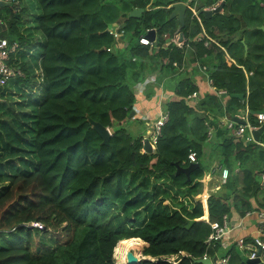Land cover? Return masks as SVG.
I'll return each mask as SVG.
<instances>
[{
  "label": "trees",
  "instance_id": "1",
  "mask_svg": "<svg viewBox=\"0 0 264 264\" xmlns=\"http://www.w3.org/2000/svg\"><path fill=\"white\" fill-rule=\"evenodd\" d=\"M177 1L189 4L183 44L165 46L164 34L180 33L169 18ZM218 1H7L0 22L8 32L0 38L16 44L8 63L21 75L0 86V264H114L113 250L132 238L147 244L142 255L150 259L138 264L225 255L229 264H246L234 243L222 249L208 236L224 214L242 217L264 205V131L244 143L221 122L247 112L256 125L264 111V0H223L222 11L202 14ZM134 8L143 12L131 17ZM116 26L124 31L119 40L109 31ZM152 29L153 45L141 44ZM203 65L220 96H200L193 76ZM148 75L154 84L146 97L156 87L175 97L163 103L167 119L155 148L143 152L142 135L129 125L149 122L128 115L138 107L135 85ZM194 91L195 103L187 99ZM89 119L110 130L109 144ZM190 151L198 167L187 178L176 170L191 163ZM214 160L229 174L222 184L218 174L208 191L202 178ZM162 176L170 205L148 197L152 179ZM145 200L147 215L137 210ZM132 211L134 222L124 218Z\"/></svg>",
  "mask_w": 264,
  "mask_h": 264
},
{
  "label": "built area",
  "instance_id": "2",
  "mask_svg": "<svg viewBox=\"0 0 264 264\" xmlns=\"http://www.w3.org/2000/svg\"><path fill=\"white\" fill-rule=\"evenodd\" d=\"M4 2L8 0H3ZM187 8L189 7L188 2H186ZM219 4V1L209 7H205L207 9L213 10L216 8ZM192 15L200 22V17L198 15V12L194 6H191ZM1 23V22H0ZM112 33V36L114 39L119 40L122 35H124L123 29H121L119 26H116L114 29L109 30ZM149 31V30H147ZM203 34L206 36L204 30H202ZM164 38H167V41L164 43L165 46H167L171 41L175 42L176 45L181 46L183 44V38L180 36L179 33L174 34V36L170 39L167 37V34H164ZM201 36H197L196 39L199 40ZM139 42L143 45H153V40L150 39L149 35L145 34L140 36ZM205 44L208 43V40H205ZM16 48V44H12L11 46L8 45V41L4 38H0V86H3L6 84V82L15 75H21L20 70L12 66L8 63V59L10 57V53L13 52ZM111 48H107V50H110ZM175 64V63H174ZM202 70L206 69V66H201ZM149 80L147 79V82ZM208 83L212 85V81L210 78H208ZM135 93L137 94L140 92L141 83H137L135 85ZM134 88V89H135ZM216 95L220 96L222 93H224L223 90L215 91ZM161 96L167 97L168 92L163 93ZM173 94H170V97H172ZM198 92H192L187 96V99L193 103H195L198 99ZM169 100V99H168ZM241 119L245 120V124L238 123L234 120H231L229 118H223L221 120L222 124L226 126L227 128L231 129L232 134L239 139H243V142H251L253 140V136L251 134L252 129L258 128L263 122H264V111L257 112L255 114L257 124L251 125L248 122L247 119V112L241 113L240 115H237ZM167 119V112H162L159 117L155 120L154 126H153V132L149 136L150 138V145L154 149L155 148V141L156 136L160 132L161 125L166 121ZM212 131V128H209L208 134H210ZM258 142V141H257ZM142 151H144L142 149ZM188 159L191 163L196 161V153L194 151H190L188 154ZM229 170L227 167H221L220 173H219V181L222 184L225 182L226 178L228 177ZM261 182H264V173L261 174ZM217 188V186L215 187ZM256 216V219L258 220L257 223V234L256 236L249 238V240H246L243 237L235 238L233 243L236 245V247L246 256V258H258L261 262H264V205L261 208H254L250 211H247L243 217L247 216ZM230 216H227L226 214L223 215L222 222L219 223H212L211 228L212 232L208 236V240L211 242H218L222 249H227V237L228 233L230 231ZM240 226V223L235 225V227ZM232 244V243H231ZM205 257V256H204ZM229 255L225 256H217L215 264H229Z\"/></svg>",
  "mask_w": 264,
  "mask_h": 264
},
{
  "label": "crops",
  "instance_id": "3",
  "mask_svg": "<svg viewBox=\"0 0 264 264\" xmlns=\"http://www.w3.org/2000/svg\"><path fill=\"white\" fill-rule=\"evenodd\" d=\"M221 2H223V0H219V4ZM223 6H224V2H223ZM222 9L220 11H222ZM206 70L207 68L205 70H202L200 68V70H196L193 76L195 83L198 86V92L200 96L202 93H206V92L214 93L215 92L214 87L208 83V79L206 78L207 73L206 74L204 73L206 72ZM147 79L149 80L148 83H147ZM151 79H154V76L148 75L145 79V82H140L141 83V88L139 89L140 92L136 94V97L138 100L137 102L138 107L135 110V115L141 119L148 120L149 124H143L142 128L137 123H132L129 125V129L132 132H134L135 134H141L143 138L149 137L151 133L153 132V126L151 125L154 124L155 120L163 112V107H162L163 103L168 101V99L170 100L175 97L171 91H168V90L164 91L162 88H159V87H156L157 88L156 93L152 95V97L150 98L146 97V94H147L146 92H148L147 89L149 85L154 84V81H150ZM135 90L137 89L135 88ZM165 92H168V96L167 97L161 96ZM171 93L173 94L172 97H170ZM223 118H226V117H221V120ZM150 129H151V132H150ZM204 177L202 181H204L205 179ZM209 179L212 180V178H209ZM229 216H230L231 226H230V231L228 233V237L226 240L228 245L233 243L234 239L238 237H243L246 240H249V238L256 236L257 234L256 225L258 223V220L256 219V216L254 214L252 216L240 217L237 214L233 213V214H230ZM238 223H240V226L235 227V225H237ZM237 250L240 252L242 257L246 259V256L238 248Z\"/></svg>",
  "mask_w": 264,
  "mask_h": 264
},
{
  "label": "water",
  "instance_id": "4",
  "mask_svg": "<svg viewBox=\"0 0 264 264\" xmlns=\"http://www.w3.org/2000/svg\"><path fill=\"white\" fill-rule=\"evenodd\" d=\"M9 3L4 2L3 0H0V6H4V5H8ZM170 7L172 8V11L170 13L169 18H173L175 17L179 24H178V31H180V36L182 37V32H181V28L184 26V14L187 10V4L184 1H177L174 2L170 5ZM223 7V2H221L220 4H218V6L216 8H214L213 10L211 9H202L201 12L204 16H211L213 13H217L220 12V10ZM143 12L142 8H134L132 11L129 12V16L131 17H138L141 13ZM263 29V27H261ZM6 29V25L4 23H0V32ZM154 33L155 30H150L147 35H149L151 37V39H153L154 37ZM124 36L122 35V38ZM233 96L238 97L240 99H243L244 96L243 94H233ZM135 114V110H132L128 117H132ZM234 121L238 122V123H242L245 124V120L241 119L238 116H234L232 118ZM90 124L92 125L93 129L101 136L102 138V144H109V138H110V130L101 125L100 123L93 121L91 119H89ZM264 131V122L256 129H252L251 130V134L253 136V140L251 142H257L259 141L260 135L262 134V132ZM143 144H144V152H151L152 151V147L150 145V141L148 137L143 138ZM198 167V163L194 162V163H189V165L185 168L182 167H178L176 170V174L179 172L184 173L187 178H189L190 172L194 169ZM142 259H150L146 256L142 257L141 259H138L133 252L128 251L126 253V261L128 264H138L140 260ZM217 256H214L212 258L209 257H202L199 259H196L195 261L197 263L200 264H214L216 262ZM246 264H264V262H261L258 258H246L245 259Z\"/></svg>",
  "mask_w": 264,
  "mask_h": 264
},
{
  "label": "rangeland",
  "instance_id": "5",
  "mask_svg": "<svg viewBox=\"0 0 264 264\" xmlns=\"http://www.w3.org/2000/svg\"><path fill=\"white\" fill-rule=\"evenodd\" d=\"M3 7L4 6H0V17L2 18V16L4 15V12H5V9H3ZM8 32V29H6V30H4V31H2V32H0V34H1V36L2 35H6V33ZM205 74H206V72H204ZM153 78V77H152ZM206 78L208 79L209 77H208V75H206ZM150 81H154V79H151ZM20 120H22V119H20ZM9 123V122H8ZM10 126H11V124H9ZM149 126V125H148ZM151 126H154V124L153 125H151ZM151 132V131H150ZM134 133V132H133ZM22 135H23V137H25L26 136V133L25 132H23V133H21ZM135 134V133H134ZM21 135V136H22ZM5 151L4 150H2L1 148H0V156H3V153H4ZM16 153V152H15ZM14 154V153H13ZM8 159H11V158H8ZM16 160V159H15ZM220 168H221V165L218 163V162H216L215 160L214 161H212V163L210 164V167H209V169H208V171L206 172V174H205V179H204V181L206 182L205 184L206 185H208V191L211 189V190H213V189H215V188H213V187H211L210 188V186H209V183L210 182H213L214 183V185H215V181H216V178L218 179V174H219V172H220ZM209 178H212V180L211 179H209ZM203 179V178H202ZM209 180H211V181H209ZM167 187H169V188H171L170 187V185H169V179L166 177V176H162V177H154L153 179H152V184H151V186L149 187V190H148V197L149 196H154V203H160V204H163V205H170V204H172V200L168 197V196H166L165 195V193H164V189H167ZM136 193H134L133 195H132V197H134V198H139V196L140 195H137ZM171 195V194H170ZM136 196V197H135ZM176 199H182V197L178 194V196H176ZM149 200V199H148ZM148 200L146 201H144V203L143 204H141L140 205V207L137 209V210H143V212L142 211H138V212H142L143 213V215H147L146 213H147V211L146 210H144L145 208H146V202H148ZM115 212H118V215L119 216H122V214H120L119 213V211H115ZM135 214H136V211H132L131 213H129L128 215H125V217L124 218H126V220L127 221H132V222H134L135 220H133L134 219V217H135ZM115 215L112 217V220H113V222L114 223H116L117 221H118V219H115ZM129 225H132V224H130L129 223ZM119 244V243H118ZM118 246V245H117ZM146 245H141L139 248H141V249H139V250H137L136 252H137V254H134L138 259H141L142 257H144V255H142V250H143V248L145 247ZM139 253H140V255H139ZM147 257V256H146ZM113 258H114V264H116V262H115V257H114V250H113ZM149 258V257H148ZM178 259V257L176 256V257H169V260H171V261H176Z\"/></svg>",
  "mask_w": 264,
  "mask_h": 264
},
{
  "label": "bare ground",
  "instance_id": "6",
  "mask_svg": "<svg viewBox=\"0 0 264 264\" xmlns=\"http://www.w3.org/2000/svg\"><path fill=\"white\" fill-rule=\"evenodd\" d=\"M141 245H147V244L140 238H132V239H126V240L120 241L114 251V257L116 258L115 259L116 264H128L126 261V253L128 251H131L134 254H137L136 251L141 249L139 248Z\"/></svg>",
  "mask_w": 264,
  "mask_h": 264
},
{
  "label": "clouds",
  "instance_id": "7",
  "mask_svg": "<svg viewBox=\"0 0 264 264\" xmlns=\"http://www.w3.org/2000/svg\"><path fill=\"white\" fill-rule=\"evenodd\" d=\"M7 2V1H6ZM204 9H207V8H204ZM149 138V137H148ZM149 140H150V138H149ZM143 149V148H142ZM144 150V149H143ZM152 150H153V148H152ZM144 152V151H143Z\"/></svg>",
  "mask_w": 264,
  "mask_h": 264
}]
</instances>
